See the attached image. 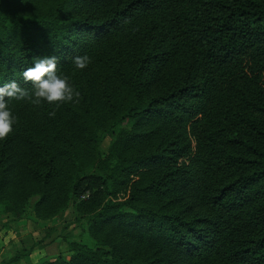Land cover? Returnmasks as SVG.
Wrapping results in <instances>:
<instances>
[{
	"label": "trees",
	"instance_id": "trees-1",
	"mask_svg": "<svg viewBox=\"0 0 264 264\" xmlns=\"http://www.w3.org/2000/svg\"><path fill=\"white\" fill-rule=\"evenodd\" d=\"M45 56L79 102L8 101L0 214L99 191L69 254L35 264H264V0H0V85L31 89Z\"/></svg>",
	"mask_w": 264,
	"mask_h": 264
},
{
	"label": "clouds",
	"instance_id": "clouds-1",
	"mask_svg": "<svg viewBox=\"0 0 264 264\" xmlns=\"http://www.w3.org/2000/svg\"><path fill=\"white\" fill-rule=\"evenodd\" d=\"M58 63L57 56L34 58V66L22 72L23 81L30 82L31 89L21 87L15 80L0 85V140H5L17 123V117L8 107L9 100L26 101L36 106L47 103L52 106L48 113L52 118L62 104L79 102L80 93L69 82V77L58 74ZM73 63L76 69L83 70L91 63V58L75 56Z\"/></svg>",
	"mask_w": 264,
	"mask_h": 264
},
{
	"label": "crops",
	"instance_id": "crops-1",
	"mask_svg": "<svg viewBox=\"0 0 264 264\" xmlns=\"http://www.w3.org/2000/svg\"><path fill=\"white\" fill-rule=\"evenodd\" d=\"M58 217L37 218L30 209L14 220L0 214V264H35L64 250L52 229Z\"/></svg>",
	"mask_w": 264,
	"mask_h": 264
},
{
	"label": "rangeland",
	"instance_id": "rangeland-1",
	"mask_svg": "<svg viewBox=\"0 0 264 264\" xmlns=\"http://www.w3.org/2000/svg\"><path fill=\"white\" fill-rule=\"evenodd\" d=\"M128 124L129 122L126 121L123 123L124 126H128ZM110 138L111 136L108 135L102 137L98 145L101 151L106 148ZM98 191L99 185L94 177L85 179L82 184L81 191L77 195L76 199L72 200L64 210L57 214L59 217L52 229H54V231H56L62 238L65 247V249L59 254L67 256L69 254V241L76 240L83 235L91 216L90 210L96 204ZM34 197L35 196L30 198V203H32ZM86 238L89 242H92L90 238ZM55 256L48 257V259L54 258Z\"/></svg>",
	"mask_w": 264,
	"mask_h": 264
}]
</instances>
